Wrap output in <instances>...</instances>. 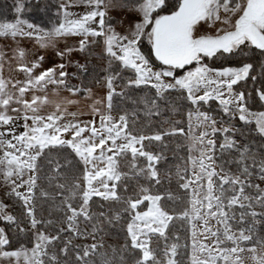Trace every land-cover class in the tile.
<instances>
[{
	"label": "snow or ice",
	"instance_id": "snow-or-ice-1",
	"mask_svg": "<svg viewBox=\"0 0 264 264\" xmlns=\"http://www.w3.org/2000/svg\"><path fill=\"white\" fill-rule=\"evenodd\" d=\"M35 6L14 0L0 15V179L12 201L0 200V264H95L106 227L125 239L103 264H184L189 247V264H264V188L253 179L264 181V0H61L50 28L24 18ZM113 9L131 13L120 32ZM69 37L78 46L57 49L59 63L39 51L29 60L22 45ZM73 52L106 63L94 80L105 94L69 83L88 69L69 74ZM12 62L23 79L4 78ZM61 89L90 111L50 98ZM164 106L167 128H138L141 112L161 117ZM166 137L188 150L174 170L152 150Z\"/></svg>",
	"mask_w": 264,
	"mask_h": 264
},
{
	"label": "trees",
	"instance_id": "trees-1",
	"mask_svg": "<svg viewBox=\"0 0 264 264\" xmlns=\"http://www.w3.org/2000/svg\"><path fill=\"white\" fill-rule=\"evenodd\" d=\"M13 3L14 0H0V15H7L12 16L13 13ZM33 5H37L33 7L30 11L25 13L26 19H28L31 22H35L38 25L45 26V27H52L56 24V11H57V5L59 4V0H32ZM113 18V26L115 27L119 23V18L116 16H113L110 14ZM81 57L84 59V63L87 62L88 69L87 72L78 73V69H76L75 73H78L80 76V79L71 78L69 79V83L73 85H79L81 83V80L85 84H88L91 87H98L101 86V84L94 83V80L100 79L105 75L104 68L106 67V63H99L96 61V52L92 53H79ZM87 58V60H86ZM257 72H259V69H257ZM238 87V86H237ZM249 88L252 87L251 84L248 85ZM117 103H120L119 99L117 98ZM215 104V102H210ZM122 106L127 107L128 109H131L134 107L133 104L127 103L123 104ZM161 112L163 115L161 117H152V118H146L143 113L141 112L138 116V128L145 131H155L157 128H167L169 125L165 122L166 119L169 117L170 113L166 110V106L161 107ZM150 125V127H149ZM239 126V125H238ZM167 141V147H154L152 150L155 152H162L164 156L166 157V160L162 162L160 165L161 168H170L174 170V167L177 163L183 165L184 164V158H186L188 154V150L186 147V142L180 138H165ZM255 144H259V141H256ZM255 151V147L253 149ZM228 167V166H226ZM189 170H191V165L188 164ZM231 170L235 171V166H231ZM254 182L259 184L264 181H260L258 178H253ZM167 186V185H165ZM172 187L175 189V180H173ZM261 187V185H260ZM262 188V187H261ZM49 191L55 192V189L50 188ZM182 194V193H181ZM98 199V198H94ZM12 201L9 200V203ZM52 201L49 200L43 205V215L45 217L49 216V209L52 205ZM177 208L182 207L181 204L175 205ZM96 206L94 205V208ZM17 211H19V207L17 206ZM39 211V209H38ZM59 213H53V218H55ZM0 226H3L2 223H0ZM90 225L88 226V230L90 231ZM186 228V225H181L179 221L175 222V227L172 229V232L174 234H177L181 237L180 243L183 244L185 242V239L187 238V232L184 230ZM125 239L124 231L117 227V228H107L106 227V233H105V240H104V246L100 249H98L97 255L94 257L95 264H103V261L105 258L111 259L112 258V249L116 248L118 251L123 246ZM76 243H87L91 242L84 241L83 239H80L78 241H75ZM188 243L190 245V240H188ZM191 249L187 250L188 256H185V250L181 248V258H183L184 264H189ZM127 258L129 260L132 259L131 255L128 253H125Z\"/></svg>",
	"mask_w": 264,
	"mask_h": 264
},
{
	"label": "rangeland",
	"instance_id": "rangeland-1",
	"mask_svg": "<svg viewBox=\"0 0 264 264\" xmlns=\"http://www.w3.org/2000/svg\"><path fill=\"white\" fill-rule=\"evenodd\" d=\"M61 2V0H59V3ZM72 11H80L79 8L76 9H71ZM113 16H116L119 18V23L114 27L115 30L117 32L122 31L123 27H125L126 25H124L122 22L126 21L127 19H129L131 17V13H126L124 11H121L120 9H113L111 11V13ZM78 37H69V38H59L57 41V45L56 48H50L47 50H38V48L36 47L35 50L28 45H36L34 41H23L22 45L25 47L26 51L28 52V59L31 60L33 58V56L37 53V51H39V53L41 55H44L46 58L52 59L54 60L56 63L60 62V58L58 56H56V50H63L65 48V45H69V46H78ZM11 42V41H9ZM0 44H1V49H5V43H4V38H0ZM6 50V49H5ZM71 59H72V65L71 67H69L67 69V71L69 72V74L71 75L72 73H75L76 71V63L79 62L81 64L84 63V59L81 57V55L79 54V52H73L71 54ZM96 61L99 63H105V62H100L97 60ZM65 63H67V59H65L64 61ZM51 66L50 64H45V67H49ZM16 65L15 62H12V68L10 69L8 64H5L4 68H3V76L5 79H23V75L20 74L18 75L17 71L15 70ZM102 88V86H101ZM22 123V121H21ZM261 187L264 188V183H260ZM0 200H2L5 203H9V199L7 197L6 194V190H5V185L2 181V179H0Z\"/></svg>",
	"mask_w": 264,
	"mask_h": 264
},
{
	"label": "crops",
	"instance_id": "crops-1",
	"mask_svg": "<svg viewBox=\"0 0 264 264\" xmlns=\"http://www.w3.org/2000/svg\"><path fill=\"white\" fill-rule=\"evenodd\" d=\"M29 46H31L34 50L37 47V45H35V46L34 45H28L27 47H29ZM0 49H1V44H0ZM49 88H52V86H49ZM93 90L98 96L105 94V89L101 88V86L94 87ZM50 98H52V99H64V98L79 99L78 105H69L68 106L69 111L80 110V111L85 112V113L90 111L89 102L85 101L84 98H82V97H72L68 92L64 91L63 89H61L59 91L58 97H53V96H51V93H50ZM81 119L88 120V119H92V117L90 115H83L81 117ZM97 123H98V119H97Z\"/></svg>",
	"mask_w": 264,
	"mask_h": 264
}]
</instances>
